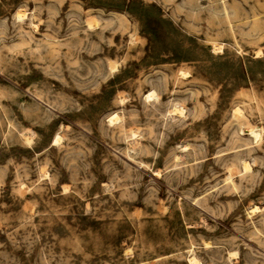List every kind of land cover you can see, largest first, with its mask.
Wrapping results in <instances>:
<instances>
[{
	"label": "rangeland",
	"instance_id": "1",
	"mask_svg": "<svg viewBox=\"0 0 264 264\" xmlns=\"http://www.w3.org/2000/svg\"><path fill=\"white\" fill-rule=\"evenodd\" d=\"M0 264H264V0H0Z\"/></svg>",
	"mask_w": 264,
	"mask_h": 264
},
{
	"label": "bare ground",
	"instance_id": "2",
	"mask_svg": "<svg viewBox=\"0 0 264 264\" xmlns=\"http://www.w3.org/2000/svg\"><path fill=\"white\" fill-rule=\"evenodd\" d=\"M19 16L21 15V14H18ZM149 95H151V92H148V94H147V96H149ZM114 118V116H109V120H111L112 121V119ZM250 133H252L253 134V131L252 130H250ZM58 139H57V136L56 137H54V141L56 142ZM243 169L244 170H247L248 169V165L244 162L243 163ZM254 211H257V209L256 208H253L252 210H251V212H254ZM190 261H192V263H194V261L191 259Z\"/></svg>",
	"mask_w": 264,
	"mask_h": 264
}]
</instances>
